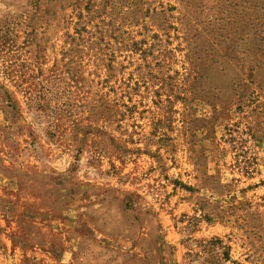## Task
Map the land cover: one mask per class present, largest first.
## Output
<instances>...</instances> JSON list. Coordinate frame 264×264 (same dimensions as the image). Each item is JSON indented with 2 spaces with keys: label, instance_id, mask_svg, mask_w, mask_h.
Here are the masks:
<instances>
[{
  "label": "rangeland",
  "instance_id": "obj_1",
  "mask_svg": "<svg viewBox=\"0 0 264 264\" xmlns=\"http://www.w3.org/2000/svg\"><path fill=\"white\" fill-rule=\"evenodd\" d=\"M0 264H264V0H0Z\"/></svg>",
  "mask_w": 264,
  "mask_h": 264
},
{
  "label": "trees",
  "instance_id": "obj_2",
  "mask_svg": "<svg viewBox=\"0 0 264 264\" xmlns=\"http://www.w3.org/2000/svg\"><path fill=\"white\" fill-rule=\"evenodd\" d=\"M226 259H228V257Z\"/></svg>",
  "mask_w": 264,
  "mask_h": 264
}]
</instances>
